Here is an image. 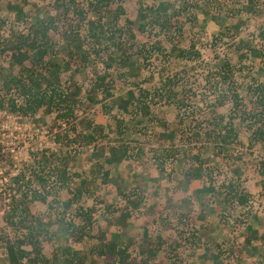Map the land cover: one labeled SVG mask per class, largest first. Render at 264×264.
I'll use <instances>...</instances> for the list:
<instances>
[{
	"label": "rangeland",
	"instance_id": "rangeland-1",
	"mask_svg": "<svg viewBox=\"0 0 264 264\" xmlns=\"http://www.w3.org/2000/svg\"><path fill=\"white\" fill-rule=\"evenodd\" d=\"M94 1L0 0V42L29 34L42 19L53 44L48 58L62 64L60 89L80 88L79 107L68 122L56 116L57 107L22 114L0 104V231L11 239L26 232L5 222L7 204L12 196L39 191L46 202L28 203L33 217L50 218L51 240L42 246L49 259L71 246L84 264H118L100 252L102 237L127 247L131 264H264V140L251 143L249 121L262 109L256 100L261 89L264 96V0H144L147 8L171 3L168 14H176L165 30L148 23L144 31L136 0H104L100 47L89 35L90 22L78 14L93 11ZM10 3L23 9L20 19ZM66 34L79 36L88 59L67 52ZM111 52L117 62L126 61L108 69L111 96L98 94L93 102L95 76L104 73ZM8 62L9 53H0V65ZM174 78L182 86H164ZM139 88L148 92L140 99L150 113L119 110L118 102ZM170 88L184 96V105ZM235 92L242 100L238 108ZM220 117L222 126L231 122L238 133L228 145L214 135ZM84 132L97 140L84 143ZM121 144L130 154L121 164L96 156ZM52 154L69 158L68 188L46 168L43 184L34 176V161ZM195 168L200 175L189 181ZM229 184L246 194L245 204L227 199ZM76 188L82 194L73 199L69 189ZM131 196L137 207L127 201ZM70 198L75 204L65 208ZM5 242L0 264H8Z\"/></svg>",
	"mask_w": 264,
	"mask_h": 264
},
{
	"label": "trees",
	"instance_id": "trees-1",
	"mask_svg": "<svg viewBox=\"0 0 264 264\" xmlns=\"http://www.w3.org/2000/svg\"><path fill=\"white\" fill-rule=\"evenodd\" d=\"M106 1L109 3L111 0ZM136 1L138 5V19L140 22L138 28L140 31H144L148 23L159 25L161 29L165 30L168 27L170 17L176 15L174 11L172 14H168V10L172 5L171 3L164 2L159 4L156 8H147L144 4V0ZM103 2L104 0H95L92 3L94 10H91L88 14H86L85 11H78V14L83 20L87 18L88 23L90 22V27L88 29L89 35L95 40V44L98 47H100L101 41L104 38L103 36L105 35V24L102 21L103 16L101 14ZM8 5L10 9L15 12L16 18L20 19L24 12L23 9L14 3ZM117 10L119 13L124 11L121 5L117 7ZM115 18L118 19L117 14L114 16V19ZM3 25L4 22L0 20V32ZM49 30V24L42 19H37L29 34L24 35L19 33L13 37L12 40L0 42V53H9L8 66L0 65V104L6 102L11 110H19L22 114L35 113L41 107H46V111L50 112V109L57 107L58 111H56V116L62 122H68L79 107V102L76 98L80 93V88L76 86L69 92L60 89L62 64L52 58H48L49 54L53 51ZM132 37H134V35H132ZM64 39L68 48L66 50L71 56H79L84 61L89 58L88 52L82 50L83 45L77 34H66ZM0 41H2L1 38ZM93 51L98 52L95 49ZM112 52L110 56H108L109 62L106 63V70L104 73L96 74L95 76L92 87L94 95L90 96L89 94V99L93 102L96 101L95 97L98 94H102L103 97L111 96V86L106 80L109 75L108 69L111 68L113 62H117V60L112 57ZM242 57H244V55ZM119 61L125 62L126 59L123 60L120 58ZM63 65H66V61ZM174 85L178 87L182 86L181 82L177 81L175 78L168 79L164 84V86L169 87H173ZM169 91L171 97L184 105V96H181L177 90L174 91L170 88ZM146 92L142 88L138 89V94L135 90H129L128 96L118 102L117 108L125 114H131L134 110H137V108L141 110L143 114H149V106L144 103V100L140 99V97H142V99L144 98ZM18 99L21 101L20 103L17 102ZM231 99L235 103V107L238 108L240 101H242L240 96L235 92L232 94ZM256 100L262 105V109L249 116L250 128H252H249L251 130L250 141L252 144L255 141L259 142L264 140V96L262 89ZM1 106L3 107V105ZM217 120L215 125L218 130L214 132L216 139L226 145L237 140L238 133L233 127V124L228 122L227 125L222 126L223 118L220 117ZM81 137L86 144L94 143L97 140L93 132H84ZM128 152L129 146L127 144H121L110 146L106 151L97 153L96 156H104V164L116 165L121 164L129 157L130 154ZM196 158H198V156H196ZM68 165L69 158L65 156L61 157L57 156V154H52L47 157L44 156L43 160L34 161L33 168L35 167V169H37L35 170L34 176L38 182L43 184L45 182V175L43 172L47 169L50 176L52 174L58 179L60 187L68 188V183L71 179ZM105 175H108V171L105 172ZM199 175V169H192L189 171V181L194 178L197 179ZM19 179L20 176H15L13 183H18ZM224 187L228 191L227 199L232 201L236 200L241 205L247 202L246 194L238 191L235 186L229 184ZM207 189L212 190L211 187ZM70 191L73 195V199H78L79 195L82 194V189L80 188H76V190L69 189V192ZM31 194L30 198L25 194L21 195V198L12 196L7 204L8 209L5 215V222L17 231L22 229L26 231L24 234L16 236L14 239L5 236L0 231V241H6L8 264H84V256H82L78 250L72 249L71 246L59 248V254L54 253L51 259L43 254L42 246L45 245L47 241L51 240V234H49L48 228L51 222L48 217L41 220L38 217L32 216L33 214H31L28 202H46V198L39 191H33ZM129 198V200L127 198L129 204L137 207V198L134 196ZM73 199L70 198L64 202L65 208H69L75 204ZM77 214L79 216L84 215L82 211H79ZM85 216V220L87 219L86 221H89L90 215L85 214ZM32 218L35 219V222ZM68 226L71 227L70 233H75L77 231L74 223H69ZM76 228H78V226ZM247 228L250 230L251 236L256 238L257 230H252L250 226ZM83 229L84 228L81 226L82 231ZM100 240L101 244L99 250L103 255L115 257L118 264H131L129 261L131 255L127 247L119 246L116 242H108L102 237ZM25 245H30L32 247L31 250H26L24 248Z\"/></svg>",
	"mask_w": 264,
	"mask_h": 264
}]
</instances>
